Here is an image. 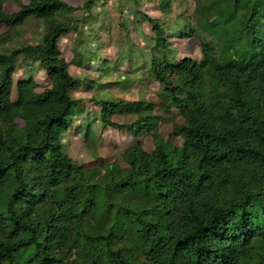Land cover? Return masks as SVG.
I'll use <instances>...</instances> for the list:
<instances>
[{
    "label": "trees",
    "instance_id": "trees-1",
    "mask_svg": "<svg viewBox=\"0 0 264 264\" xmlns=\"http://www.w3.org/2000/svg\"><path fill=\"white\" fill-rule=\"evenodd\" d=\"M14 1L20 10L7 14L0 0V30L29 19L44 29L39 44L0 53V264H264V0H195V27H167L136 12L154 36L146 73L161 86L160 99L184 117L178 130L184 145L156 138L150 156L138 143L122 154L126 167L107 164L103 171L72 160L61 140L82 109L73 93L85 80L72 75L59 46L79 35L78 9L63 0ZM101 1L83 0L90 32ZM223 27L242 51L216 48L206 37ZM174 35L197 39L203 59L178 60L169 44ZM95 40L82 64L97 59L102 77L112 80V66L117 71L126 58L121 53L109 64L91 47ZM34 55L51 87L14 106L17 62ZM110 80L124 89L131 77ZM30 84L32 78L21 82ZM98 105L104 129L135 136L157 130L145 100L102 98ZM119 112L138 120L112 122ZM20 118L29 124L20 127ZM90 123L77 132L94 141Z\"/></svg>",
    "mask_w": 264,
    "mask_h": 264
},
{
    "label": "rangeland",
    "instance_id": "rangeland-1",
    "mask_svg": "<svg viewBox=\"0 0 264 264\" xmlns=\"http://www.w3.org/2000/svg\"><path fill=\"white\" fill-rule=\"evenodd\" d=\"M31 1L22 0V3L28 5ZM63 1L78 9L77 13H73L75 19L83 20L80 24L79 35L71 33L59 42L61 58L71 65L72 75L77 79L85 80L84 87L76 89L73 93L75 99L82 101V109L75 116V122L69 127V130L61 135L65 151L70 158L85 165L88 171H103V166L107 164L126 167L127 164L123 160L122 154L129 147L138 143L150 156H153L156 151V138L165 143L169 142L173 146L182 147L184 139L178 134V130L184 123V117L175 107H167V104L160 99L161 86L150 79L146 73L150 69L151 47L149 42L154 36L151 26L142 19V16L141 18L136 17V12L141 11L151 18L163 21L167 27H176V22H185L182 24H190L195 27V0H165L163 3L159 0H138L137 4L132 0H102L95 8L93 17L96 16V21H92L91 32L90 26H88L91 19L87 21V17L81 9L83 0ZM19 10V4L14 0H4V11L7 14H14ZM84 19L85 24H83ZM240 22L236 21L238 27L241 25ZM43 29V22L37 19H29L25 25L15 30L3 27L0 30V41L7 42V45L5 44V49L0 46V53L15 47L39 44L42 41ZM93 35L96 40L91 47L100 50L101 56L109 64H116L118 61L115 62V59L117 57L119 60L121 53L126 58L124 63L117 66V71L116 66H112L115 69L112 73V80L102 77L104 72L98 70L97 59L88 60L85 66L82 64ZM174 36L170 39L169 44L177 50L178 60L191 58L201 61L203 59L201 45L197 39L188 40L182 35ZM206 37L215 44L216 48L223 47L234 50L238 45V51H242L241 46L236 44L233 36L229 35L224 27L214 33L208 32ZM76 43L79 46L75 51ZM125 53L126 55H124ZM129 58L133 59L130 64L128 63ZM37 59L36 55L28 61L24 56L19 57L17 63L20 68L14 74V86L11 94V103L14 106L23 98L40 95L51 87L52 81L47 73L40 64L32 62H36ZM32 63L33 67H31ZM135 67L136 69L133 70ZM122 76L131 77V80L126 84L127 87L125 85L126 88L123 89L113 84L108 85L109 80L117 81ZM31 78L35 84L21 85V82ZM102 98H107L111 102L145 100L152 103L153 108L150 115L158 118L157 130L151 134L135 136L128 129L117 130L112 127L104 129L98 120L101 114V106L98 103ZM86 118L91 121L92 131L97 135L94 141H88L82 131L77 132L83 123L90 122L84 120ZM109 118L112 122L122 126L132 125L138 120L137 115H126L122 112ZM17 124L20 127H25L29 121L20 118Z\"/></svg>",
    "mask_w": 264,
    "mask_h": 264
}]
</instances>
